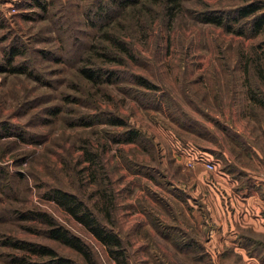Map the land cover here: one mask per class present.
Wrapping results in <instances>:
<instances>
[{"label": "rangeland", "instance_id": "374dc122", "mask_svg": "<svg viewBox=\"0 0 264 264\" xmlns=\"http://www.w3.org/2000/svg\"><path fill=\"white\" fill-rule=\"evenodd\" d=\"M132 1L0 0V63L17 48L15 63L27 69L0 73V264L37 260L9 239L88 264L47 237L45 224L23 220L38 211L82 238L98 264H116L45 199L53 188L76 194L102 222L106 192L130 264H264V33L201 18L264 0H189L173 21L166 0ZM88 58L120 79H84ZM132 128L139 141H117Z\"/></svg>", "mask_w": 264, "mask_h": 264}, {"label": "trees", "instance_id": "16d2710c", "mask_svg": "<svg viewBox=\"0 0 264 264\" xmlns=\"http://www.w3.org/2000/svg\"><path fill=\"white\" fill-rule=\"evenodd\" d=\"M186 1L189 0H166L165 12L169 16L170 21H173L177 15L183 12L184 2ZM123 2H125L124 5H131L133 1L123 0ZM40 5L44 11H47L49 8L46 2ZM201 18L204 23L224 27L227 32L238 35H247V32L253 36L264 33V4L262 2H251L241 5L233 11L222 12L221 15L217 12L206 13ZM104 38L111 41L112 46L116 50L129 57H133L130 47L122 40L117 38L112 40L109 35L104 36ZM21 54L22 51L17 48L9 51L5 62L0 63V73H26V68L15 63L16 58ZM103 55L109 58L107 60H110V62L120 60L117 56L112 57L109 56L110 54ZM83 63V66L79 68V74L92 84L116 83L120 79L119 72L114 69L97 66L91 58L84 59ZM134 78L138 85L150 89L155 88L144 77L134 76ZM109 123L115 126H127L123 118L116 116H112ZM140 139L141 133L137 129L132 128L123 132L117 141L133 143ZM44 197L48 201L57 203L65 212L90 232L106 248L109 257L116 264H130L124 241L114 227V220L112 219L111 213L113 201L106 192L103 193L105 201L108 202L103 208L107 211L106 222H102L96 212L74 193L61 188H53L47 191ZM23 220H37L42 222L48 227L46 230L47 237L59 241L65 246L77 251L84 257L88 264H98L90 247L82 238L73 234L64 226L57 224L49 214L41 211L23 214ZM5 245L37 256V260H29L24 257L16 258L15 263L17 264H77L74 259L60 255L55 249L47 245L12 239L7 240Z\"/></svg>", "mask_w": 264, "mask_h": 264}, {"label": "crops", "instance_id": "0c3cea01", "mask_svg": "<svg viewBox=\"0 0 264 264\" xmlns=\"http://www.w3.org/2000/svg\"><path fill=\"white\" fill-rule=\"evenodd\" d=\"M235 200V199H234ZM233 200V201H234ZM236 203H237V205H240V202H239V200L236 198ZM234 204H235V202H234ZM235 207H236V204H235ZM236 209V208H235ZM237 210V209H236ZM234 217H237V215L236 216H234ZM235 222H236V220H235ZM229 222H227V224H228ZM232 223H234V220L232 221ZM233 225V224H232ZM230 235V238H236L238 235H240V233L237 231V230H234V231H232V233H230L229 234ZM212 242V241H211Z\"/></svg>", "mask_w": 264, "mask_h": 264}]
</instances>
